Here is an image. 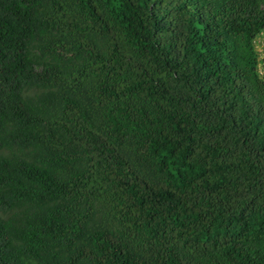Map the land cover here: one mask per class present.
Returning <instances> with one entry per match:
<instances>
[{
  "label": "trees",
  "instance_id": "trees-1",
  "mask_svg": "<svg viewBox=\"0 0 264 264\" xmlns=\"http://www.w3.org/2000/svg\"><path fill=\"white\" fill-rule=\"evenodd\" d=\"M264 0H0V264H264Z\"/></svg>",
  "mask_w": 264,
  "mask_h": 264
},
{
  "label": "rangeland",
  "instance_id": "rangeland-1",
  "mask_svg": "<svg viewBox=\"0 0 264 264\" xmlns=\"http://www.w3.org/2000/svg\"><path fill=\"white\" fill-rule=\"evenodd\" d=\"M254 45L259 56L258 71L264 77V30L257 35Z\"/></svg>",
  "mask_w": 264,
  "mask_h": 264
}]
</instances>
